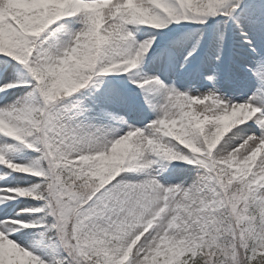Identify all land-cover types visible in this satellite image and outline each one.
Returning <instances> with one entry per match:
<instances>
[{
	"label": "snow or ice",
	"instance_id": "6c2138e0",
	"mask_svg": "<svg viewBox=\"0 0 264 264\" xmlns=\"http://www.w3.org/2000/svg\"><path fill=\"white\" fill-rule=\"evenodd\" d=\"M0 264H264V0H0Z\"/></svg>",
	"mask_w": 264,
	"mask_h": 264
}]
</instances>
